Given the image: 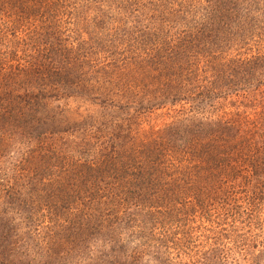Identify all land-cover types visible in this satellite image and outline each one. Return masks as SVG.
I'll use <instances>...</instances> for the list:
<instances>
[{
    "label": "trees",
    "instance_id": "trees-1",
    "mask_svg": "<svg viewBox=\"0 0 264 264\" xmlns=\"http://www.w3.org/2000/svg\"><path fill=\"white\" fill-rule=\"evenodd\" d=\"M0 122V264H264V0H0Z\"/></svg>",
    "mask_w": 264,
    "mask_h": 264
},
{
    "label": "rangeland",
    "instance_id": "rangeland-1",
    "mask_svg": "<svg viewBox=\"0 0 264 264\" xmlns=\"http://www.w3.org/2000/svg\"><path fill=\"white\" fill-rule=\"evenodd\" d=\"M46 94H53V98L44 102L46 107L44 111L39 109L40 115L38 120L40 121L38 127L45 129V131H47L46 129H50V131L53 129L58 135H60L63 129L68 128L69 124L70 126L75 125L74 121L78 118L76 115L81 113L79 107L85 109L95 106L91 103H82L81 100L69 96L71 95L69 90H52V92H47ZM87 99L89 100V97ZM50 109L51 111H49ZM25 111L29 112L27 109ZM8 127L0 122V177L3 180H7L9 176L15 178L22 172H28L29 168H31V163H29V160H31V152L41 146H50V137L52 136L49 134V131L48 133L44 132V134H39L38 138L35 136V138L32 137L29 140V136L26 135V129L28 127L26 124H24L25 128L23 130L19 126L20 135H18L19 132H10L16 125H11L9 130ZM33 131L30 130V135ZM42 135L44 138L41 141L39 139L42 138Z\"/></svg>",
    "mask_w": 264,
    "mask_h": 264
}]
</instances>
